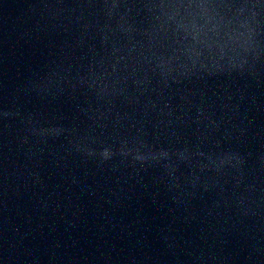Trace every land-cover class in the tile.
<instances>
[{"label":"water","instance_id":"obj_1","mask_svg":"<svg viewBox=\"0 0 264 264\" xmlns=\"http://www.w3.org/2000/svg\"><path fill=\"white\" fill-rule=\"evenodd\" d=\"M0 264H264V0H0Z\"/></svg>","mask_w":264,"mask_h":264}]
</instances>
